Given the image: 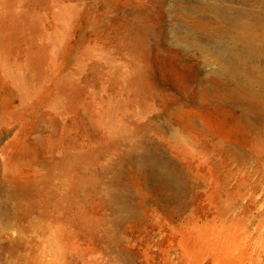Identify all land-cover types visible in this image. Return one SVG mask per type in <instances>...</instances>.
<instances>
[{"label":"rangeland","instance_id":"374dc122","mask_svg":"<svg viewBox=\"0 0 264 264\" xmlns=\"http://www.w3.org/2000/svg\"><path fill=\"white\" fill-rule=\"evenodd\" d=\"M231 45L249 49L235 79L217 72ZM146 148L189 172V208L169 219L137 190L142 217L122 221L112 193L139 200L119 185ZM47 172H96V240L65 233L59 248L52 221L44 234L19 219V188ZM1 200L0 264L62 263L63 250L81 264H264V0H0Z\"/></svg>","mask_w":264,"mask_h":264},{"label":"bare ground","instance_id":"6f19581e","mask_svg":"<svg viewBox=\"0 0 264 264\" xmlns=\"http://www.w3.org/2000/svg\"><path fill=\"white\" fill-rule=\"evenodd\" d=\"M233 22L234 25L237 24V27L240 29V31L234 36L235 40L246 37L247 30H243V26H241V24L236 20H233ZM218 53L223 60L222 66H219V68L217 69V72L219 74L221 73L222 75H229L233 79L238 77L240 74H244L240 68L244 63L246 56L249 54L247 45H244L239 50L234 49L231 45L225 47ZM244 80H247V77L245 75L242 77V81ZM242 84L246 87L244 82H242ZM247 93L250 96H254V93L252 92ZM149 153V148H146L137 156L129 157L128 163L131 170L130 183L132 185H119V187L123 190H127L129 186H134V188L136 189V197L139 200L136 201L134 197L130 200H122L120 199V194L118 193V191L116 193H112V204L114 205V208L116 210L125 212V214L122 216V221L132 218L136 219L137 217H139L140 219L142 217V212H144V193L139 195L137 193V190L155 192V195L159 196V208L169 219H172L175 216H179L182 212L189 208V204L185 201L184 198V196L186 195V191L183 188L186 186V181L179 182L177 176L178 174L182 173L188 178L189 172L184 171L182 168H179V172H172L164 168L161 162L159 163L157 160L153 159L149 155ZM61 176L67 177L64 180H59L57 182V178H60ZM117 176L120 177L117 180V183L120 182L119 180L121 179V177H126L124 172H117ZM97 178L98 177L96 172H47V174H45L43 178H41L37 182L28 184L26 185L27 187L22 185V188L20 187L19 189L25 191L24 197L26 198L27 205L25 209L20 210L19 219L28 220L29 229L40 231L44 234L46 232L52 233L51 231L53 229L51 230L50 227L43 225L39 221L44 219L47 221H52L53 226L54 224L56 226L53 230L54 240L58 244L59 248H62L61 240L63 239V237L68 239L67 237H65V233H69L70 236L76 237L77 239L85 236L92 241L96 240L99 224V219L96 214V208L98 207L94 204H91L89 208H87V201L90 196H96V194L98 193ZM227 181L228 175L223 178V183L226 184ZM4 191V195L6 196L7 200L14 204H17V196L14 191L9 190L8 188L4 189ZM93 202L95 203V201ZM95 204L99 205L100 203L99 201H97V203ZM38 208H40V210H38L37 219H34L32 214L33 212H35L34 210ZM50 210L58 212V215H53L52 213H50ZM92 211H94V213H92ZM3 214L5 215L4 209H2L1 200L0 217ZM116 217L119 218L118 216ZM112 218L115 219V217H111L110 219ZM192 219L193 218L191 215H187L183 218L180 226H185L189 227V229L192 228L193 230H196L198 226L196 225V223H193ZM112 223L117 225V221ZM191 224H193L192 227L190 226ZM107 226L109 227V224ZM191 234L190 232L185 233V235L188 236L186 238L183 237V245L187 249L194 250L196 247V241H194ZM63 252L64 253L61 256L59 255L62 258V263H58L57 261L55 262V264H81L79 263V258L77 257V255H74L67 250H63ZM123 257L125 264H134L133 259H131L130 255H123ZM48 264L53 263L48 262Z\"/></svg>","mask_w":264,"mask_h":264}]
</instances>
